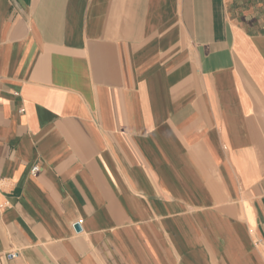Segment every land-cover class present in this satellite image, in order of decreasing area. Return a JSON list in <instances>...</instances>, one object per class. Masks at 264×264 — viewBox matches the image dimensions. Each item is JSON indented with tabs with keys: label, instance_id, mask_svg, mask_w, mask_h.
Segmentation results:
<instances>
[{
	"label": "crops",
	"instance_id": "obj_1",
	"mask_svg": "<svg viewBox=\"0 0 264 264\" xmlns=\"http://www.w3.org/2000/svg\"><path fill=\"white\" fill-rule=\"evenodd\" d=\"M0 264H264V0H0Z\"/></svg>",
	"mask_w": 264,
	"mask_h": 264
},
{
	"label": "built area",
	"instance_id": "obj_2",
	"mask_svg": "<svg viewBox=\"0 0 264 264\" xmlns=\"http://www.w3.org/2000/svg\"><path fill=\"white\" fill-rule=\"evenodd\" d=\"M40 170V168H39V165L38 164H34L32 167H31V173L32 174H35V173H37L38 171Z\"/></svg>",
	"mask_w": 264,
	"mask_h": 264
}]
</instances>
